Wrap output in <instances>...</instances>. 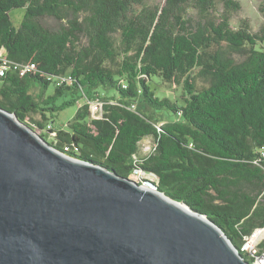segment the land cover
I'll list each match as a JSON object with an SVG mask.
<instances>
[{
  "label": "trees",
  "instance_id": "16d2710c",
  "mask_svg": "<svg viewBox=\"0 0 264 264\" xmlns=\"http://www.w3.org/2000/svg\"><path fill=\"white\" fill-rule=\"evenodd\" d=\"M214 7L0 0V50L19 65L0 75V106L44 138L42 130L55 131L49 142L68 155L136 180L135 170L147 173L158 190L213 220L249 260L242 246L264 228V22L255 32L247 18L233 26L237 0H224L220 13ZM258 9L264 16V0ZM162 82L181 86V100L159 93ZM84 97L65 126H53L59 110ZM149 136L155 147L139 158ZM257 246L261 255L264 238Z\"/></svg>",
  "mask_w": 264,
  "mask_h": 264
},
{
  "label": "water",
  "instance_id": "95a60500",
  "mask_svg": "<svg viewBox=\"0 0 264 264\" xmlns=\"http://www.w3.org/2000/svg\"><path fill=\"white\" fill-rule=\"evenodd\" d=\"M0 264L255 263L202 212L64 153L0 106Z\"/></svg>",
  "mask_w": 264,
  "mask_h": 264
},
{
  "label": "rangeland",
  "instance_id": "374dc122",
  "mask_svg": "<svg viewBox=\"0 0 264 264\" xmlns=\"http://www.w3.org/2000/svg\"><path fill=\"white\" fill-rule=\"evenodd\" d=\"M215 1V7L214 9L215 12L220 13L224 10V0H214ZM241 3L242 7L240 10L236 11L233 14L232 17V25L237 27L240 25L241 20L247 18L250 21L251 24V29L253 32L258 31L259 28L261 27V25L264 22V16L262 15V13L259 11L258 7L260 4V0H237ZM151 3H161L162 5L165 4V0H150ZM189 12L192 13V15L194 17H196V9L193 8V5L189 8ZM24 14V9L23 8H17V9H13L11 12L12 18L14 19V22L16 23V25H19L22 17ZM45 22L50 25V26H54L56 27L57 21L54 19V17H47ZM200 83H203L202 80H199ZM54 83L51 84L50 86V91L53 90L54 87ZM157 87L161 90H159V93H163L166 95H169L171 97H174L175 94L177 96V98L179 100H181V97H179L178 95L181 93L182 87L181 86H177V87H170L167 83L162 82L161 84L157 85ZM63 98H59L58 101H61ZM86 100V98H82L80 100V102H78L77 104H73V105H68L66 107H64L63 109L59 110L54 118L53 121L51 122L53 124V126L59 128L62 126H65L68 121L70 119H72V117L75 115V113L77 112L78 106L82 103H84ZM48 129V128H47ZM41 132L46 133L45 136L47 138L48 141H52V137L50 136V132H48L47 130H42ZM155 147V140L153 139V137L149 136V137H145L141 142H140V149H139V158H142L144 156H146L147 154H149ZM261 239V238H260ZM249 260L251 261H255L256 260V255L255 254H251L249 256Z\"/></svg>",
  "mask_w": 264,
  "mask_h": 264
},
{
  "label": "built area",
  "instance_id": "2783aa9c",
  "mask_svg": "<svg viewBox=\"0 0 264 264\" xmlns=\"http://www.w3.org/2000/svg\"><path fill=\"white\" fill-rule=\"evenodd\" d=\"M17 68L18 64H13L11 60L7 58V55L3 50H0V75H5L8 69ZM103 103L96 101L92 102V113L95 116L99 115V111L102 109ZM50 128V127H49ZM55 135L56 132L54 131L51 133ZM68 149L69 147H65ZM135 175L137 177V181L147 188L155 189L157 186L150 180L148 177L149 175L141 170H135ZM264 228L256 229L250 236L246 238L244 245L242 246V250L247 253L248 257L251 254L256 255V260L254 261L255 264H264V252L261 255H258V243L264 238ZM261 238V239H260Z\"/></svg>",
  "mask_w": 264,
  "mask_h": 264
},
{
  "label": "crops",
  "instance_id": "0c3cea01",
  "mask_svg": "<svg viewBox=\"0 0 264 264\" xmlns=\"http://www.w3.org/2000/svg\"><path fill=\"white\" fill-rule=\"evenodd\" d=\"M264 232V231H263Z\"/></svg>",
  "mask_w": 264,
  "mask_h": 264
}]
</instances>
